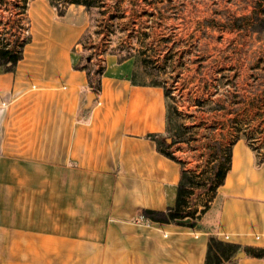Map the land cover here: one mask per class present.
<instances>
[{
	"label": "crops",
	"instance_id": "crops-1",
	"mask_svg": "<svg viewBox=\"0 0 264 264\" xmlns=\"http://www.w3.org/2000/svg\"><path fill=\"white\" fill-rule=\"evenodd\" d=\"M32 2L22 58L0 68V188L11 195L0 204L10 210L0 214V264H204L208 241L223 235L238 247L235 264H264V253L244 251L264 249V156L240 137L223 183L193 218L142 216L175 204L183 167L149 137L169 143L161 83L138 77L131 55L106 53L92 90L74 67L83 23Z\"/></svg>",
	"mask_w": 264,
	"mask_h": 264
},
{
	"label": "rangeland",
	"instance_id": "rangeland-1",
	"mask_svg": "<svg viewBox=\"0 0 264 264\" xmlns=\"http://www.w3.org/2000/svg\"><path fill=\"white\" fill-rule=\"evenodd\" d=\"M101 1L89 11L66 6V19L89 29L85 42L73 50L93 72L103 66L104 48L119 43L127 49L138 40L136 49L121 54L136 59L138 77L157 80L167 91L177 115L168 122L166 138L175 125L188 130L185 140L173 146L183 165L208 172L216 146L237 134L264 156V30L253 25L256 16H264V0ZM34 3L30 0L26 14H34ZM45 7L52 10L48 3ZM7 8L14 12L11 4ZM0 14L8 11L0 8ZM139 61L145 63V76ZM200 182L188 197L190 211L210 201L206 174ZM50 185L57 188L59 179L52 178ZM36 199L41 202L42 196ZM10 202L9 186L1 187L0 204ZM5 208L0 214H10Z\"/></svg>",
	"mask_w": 264,
	"mask_h": 264
},
{
	"label": "trees",
	"instance_id": "trees-1",
	"mask_svg": "<svg viewBox=\"0 0 264 264\" xmlns=\"http://www.w3.org/2000/svg\"><path fill=\"white\" fill-rule=\"evenodd\" d=\"M49 5L53 8L55 15L59 18H63L66 13L67 5L82 6L85 10L89 11L95 6L101 3V0H47ZM30 0H0L1 10L8 11V14H0V68L5 71H12L16 63L22 58L23 48L30 40V23L29 18H27V9ZM12 6L14 12L7 8L8 5ZM14 13V14H11ZM113 16H110L112 18ZM253 25L259 27V29L264 30V16H256ZM89 29H85L80 37L78 38L77 44H83L84 38H87ZM98 34V31H95ZM110 33L111 30H110ZM146 35V34H142ZM143 40V36H142ZM138 40L134 44H129L127 49L121 48L118 44L110 47L109 50L104 48L103 54H117V60L121 61L130 54H121V51L134 50L137 47ZM119 49V50H118ZM129 53V52H127ZM144 58H142L143 60ZM85 63L75 64L74 67L77 69H82L85 71L88 78V84L92 90L97 91L99 89V80L102 73V68H96L91 72L90 68ZM93 75V76H92ZM155 84L160 85L159 82ZM162 86V84H161ZM163 87V86H162ZM164 89V88H163ZM164 97L166 101L167 109V125L170 118H174L177 115V111L174 105L170 104L168 101V93L164 89ZM187 128L179 125H175L173 128V133L169 135L170 142L165 143L163 140L158 138L156 135H149L150 138L155 140L158 150L167 157L176 159L170 150L172 145L184 141V135L187 132ZM243 137L248 140V137L237 134L229 143L216 146V151L214 152L212 166L209 167L208 172H196L189 168H185L184 165L180 170V178L178 181L176 202L172 207H167L164 210H153V209H140L142 216L160 222H173L176 219L193 218L196 210L190 211L188 207V197L194 185L201 184L200 178L203 174L207 175L209 180V185L205 190L210 196L215 192L216 188L223 183L225 173L229 167L230 162V147L233 142ZM249 144H253L248 140ZM254 149V147L252 146ZM213 153V152H212ZM181 162L180 160H178ZM182 163V162H181ZM206 172V173H205ZM205 207V206H204ZM244 251L254 257H261L264 253V249L260 247H245ZM238 252V247L235 244L224 242L218 238L211 237L208 241L206 258L204 264H235L233 256Z\"/></svg>",
	"mask_w": 264,
	"mask_h": 264
},
{
	"label": "water",
	"instance_id": "water-1",
	"mask_svg": "<svg viewBox=\"0 0 264 264\" xmlns=\"http://www.w3.org/2000/svg\"><path fill=\"white\" fill-rule=\"evenodd\" d=\"M167 141L168 142H170V138H167ZM188 220V218H186V219H177L176 221H178V222H183V221H187ZM243 253L242 252H240L238 255H242Z\"/></svg>",
	"mask_w": 264,
	"mask_h": 264
},
{
	"label": "built area",
	"instance_id": "built-area-1",
	"mask_svg": "<svg viewBox=\"0 0 264 264\" xmlns=\"http://www.w3.org/2000/svg\"><path fill=\"white\" fill-rule=\"evenodd\" d=\"M256 238H257V236H255ZM222 240H227V236L226 235H223V237H222Z\"/></svg>",
	"mask_w": 264,
	"mask_h": 264
}]
</instances>
